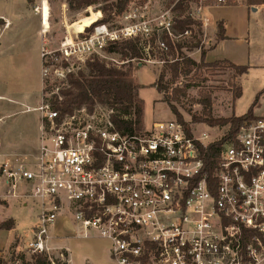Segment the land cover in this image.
Returning a JSON list of instances; mask_svg holds the SVG:
<instances>
[{"label": "built area", "instance_id": "1", "mask_svg": "<svg viewBox=\"0 0 264 264\" xmlns=\"http://www.w3.org/2000/svg\"><path fill=\"white\" fill-rule=\"evenodd\" d=\"M189 4L197 5V13L203 6L264 11V0ZM169 13L161 17V26L172 37ZM86 29L56 52L41 49L43 86L54 79L65 82L94 57L120 66L105 48L141 32L137 25ZM157 45L166 51L163 43ZM62 101L58 89L43 88L41 103L33 109L40 117L35 155H0V185L6 194L18 198L17 192L24 191L38 207L27 243L31 254L46 256L51 231L59 220H68L84 238L95 234L108 241L114 264H243L240 237L249 222L246 214H259L264 203V105L220 146L213 195L203 174L201 149L215 143L207 134L197 137L175 118L148 125L143 120L140 128L123 133L112 121L113 109L95 103L62 113L54 108ZM258 238L253 235L250 241L259 243ZM251 251L246 253L254 255Z\"/></svg>", "mask_w": 264, "mask_h": 264}, {"label": "rangeland", "instance_id": "2", "mask_svg": "<svg viewBox=\"0 0 264 264\" xmlns=\"http://www.w3.org/2000/svg\"><path fill=\"white\" fill-rule=\"evenodd\" d=\"M17 1V0H15ZM34 2V0H28ZM39 2L46 1L49 5L56 3V10L54 13L50 10L48 28L46 35L50 40L46 44V48L49 51H58L61 44L66 39L74 36L76 33L81 32L85 27L90 26L95 19H101L107 15L113 13L111 5L115 0H107L94 5L77 7V3L80 0H38ZM176 0H132L131 4L127 7L124 14L120 17H114L110 22L105 24L108 30L115 31L125 29L134 25L140 27L141 32L139 33L142 40L148 41L152 37L160 39L163 32L161 26L162 16L170 11L172 19H178L181 16L192 15L197 10V5L184 6L181 8H174L173 5ZM3 1L0 0V4ZM204 7V6H203ZM137 9V11H133ZM135 12V17H133ZM264 11L258 12L261 16ZM94 14V18L89 17ZM46 15V9H45ZM144 25L148 28V34H145ZM147 35V36H146ZM148 49H146L147 51ZM154 50V49H153ZM152 50V51H153ZM157 51L154 50L151 57H145L142 62H132L131 71L132 75L136 71L135 79L137 84L141 86L138 92V97L143 101V120L145 124H149L152 121H170L175 118L170 111L168 104L163 100L164 97L170 98L174 94L175 90L181 91V95H178V101L172 102L176 107L180 115L182 116L183 122L187 127L191 128L194 134L199 137L202 134H207L210 140H220L225 132L228 130L227 127H213L210 128L204 123H195L193 118H203V101L205 97H210L211 102V115L214 119L217 118H228L231 115L233 95L237 92L239 86H237L236 75L234 71L223 68V69H192L188 74L179 72V75L175 78L174 72L170 68L171 64L175 61L177 55L167 54L162 61L158 59ZM184 55L190 57L193 52L182 51ZM107 54V53H106ZM109 59H114L121 63L120 57L107 54ZM110 66H115L110 60H103ZM142 64V65H139ZM121 67V66H115ZM84 74H88L87 69L83 67L81 70ZM159 75L163 76V80L160 83L164 87L161 94L158 93L154 85L157 83ZM254 75L250 74L243 79L241 86L243 89L242 97L239 99V104L235 106L234 114L239 116L246 111V108L252 103L254 95L252 89L254 88ZM66 81L51 80L43 86L44 89H51L56 91L61 90L65 87ZM183 91V92H182ZM264 105V94L260 95L256 104L253 108V113L260 114V111ZM26 117H31L32 120L38 117L37 112L27 114ZM18 119H8L5 121L2 131L13 134L15 131V123H17L22 116H18ZM176 119V118H175ZM142 120V121H143ZM0 128V133L2 132ZM13 137V135H11ZM34 135L31 137L32 145L26 147L23 151L25 154L34 152L36 147L33 145ZM18 198L9 200V208L6 209L0 205V221L5 219H14V229L10 231L0 230V252L3 251L0 264H34L32 255L27 250V243L31 236V229L36 223V216L38 213V207L31 200H27L24 197L23 192H17ZM11 198V197H9ZM0 202H2L0 200ZM261 211L259 214H246L247 222L244 230L252 231L254 235H260L261 238L259 243L253 242L251 239L247 251L252 250L251 253L247 254L250 259V264H264V203L259 207ZM247 213L249 211L247 210ZM60 221V220H59ZM214 225L217 226L216 220ZM229 222L231 220H228ZM177 219L173 218L172 223H176ZM60 223V227L58 226ZM56 223L57 231L50 233L51 241L59 242V244H67L70 248L73 264H83L86 256V248H95L98 252V264H114L113 261L109 262L106 257V251L110 246V243L106 240H102L95 234H91L88 238L83 239L79 228L72 224L70 221L62 220ZM16 233V234H15ZM53 233V234H52ZM14 236V237H13ZM98 237V238H95ZM13 239V244L8 246ZM50 251L46 255L52 264H68L69 256L68 253L60 247L49 246ZM256 248V249H255ZM257 250V252H256Z\"/></svg>", "mask_w": 264, "mask_h": 264}, {"label": "crops", "instance_id": "3", "mask_svg": "<svg viewBox=\"0 0 264 264\" xmlns=\"http://www.w3.org/2000/svg\"><path fill=\"white\" fill-rule=\"evenodd\" d=\"M2 1L0 4V19L3 20L4 26L0 28L1 131L5 128L3 124L6 120L18 119L19 115L22 118L15 123L16 129L13 134L6 131L0 133V155L13 156L20 154L32 156L36 154L39 147L40 117L37 113L38 117L32 120L31 117H26V115L35 112L33 109L41 103L43 92L41 49L50 40L46 35V30H49V12L51 10L56 13L58 10L55 11V1L51 5L46 1L39 2L38 0H34L33 3L28 0ZM191 16L201 24L200 42L206 50L204 62L210 64L228 61L235 66H248L247 74L237 77L236 82L241 91V98L243 94L242 80L250 74L254 75L252 94L255 98L256 94L264 89V14L261 16L257 11L254 13L247 7L239 5L226 7L204 6L201 7L198 13L194 12ZM98 20L96 19L93 23ZM220 22L224 24L225 40L217 42L216 27ZM192 52L190 58L198 63L200 61V50ZM135 74L136 71L133 73L134 79ZM240 98L232 100L231 115H234V117L244 115L252 104L246 108L244 113L235 116V106L239 104ZM33 135V145L36 147L35 153L25 154L23 151L26 147L32 145L31 137ZM9 197L11 196H8L5 189L0 185V200L2 201L0 205L6 209L9 208V200L13 198ZM58 224L60 227V223ZM14 225H16V222ZM55 231H57V226L52 232ZM95 238L98 237L95 236ZM83 239L86 238L83 237ZM11 244H13V239L8 246H11ZM49 246L63 248L69 256L68 264H73L72 254L67 244L61 245L52 239L49 241ZM85 250L86 256L83 258V264H98L99 256L95 248L87 247ZM109 250L110 246L106 251V257L111 262ZM2 253L3 251L0 252V258Z\"/></svg>", "mask_w": 264, "mask_h": 264}, {"label": "trees", "instance_id": "4", "mask_svg": "<svg viewBox=\"0 0 264 264\" xmlns=\"http://www.w3.org/2000/svg\"><path fill=\"white\" fill-rule=\"evenodd\" d=\"M105 1L107 0H80L77 3V7L80 8L82 6L94 5ZM131 2L132 0H115L111 5L113 13L111 15H107L106 17H102L93 23L90 28L86 29V32L91 31V29L95 26L107 24L114 17L122 16ZM190 2H194V0H176L173 7L176 9L181 8V5L189 7ZM89 18L93 19L94 14H92ZM3 26L4 22L0 19V28ZM200 28V22L193 19L192 16L188 14L186 16H181L178 19H172V37L163 31L159 40H157L156 37H152L148 43L142 40L139 35L114 44H109L105 48V52L107 54L120 57V62L123 63L120 65L121 67L110 66L108 63L98 59L97 57L86 61L85 68L87 69L88 74H84L83 71H78L76 74H68L66 76V83L68 87L59 90V95L63 97V101L60 105L53 103L54 108L64 113L70 112L75 107H80L82 105L90 107L95 103H98L114 110L115 116L112 121L118 131L130 133L132 132L134 126L136 129L140 128L143 120V101L139 99L138 91L141 86L138 85L133 78L130 64L132 62H142L145 60V57H151L154 50L157 51L156 53L158 54V59L160 61H162L167 54L177 55L175 61L170 66L174 72L175 78L179 75V72L188 74L192 69L205 68L213 70L226 68L234 71V73L239 76L247 74L249 69L248 66H235L228 61L206 64L204 62L206 50L203 46H201ZM185 31L189 33V36H181L179 38L178 36L182 35ZM224 31V24L222 22L218 23L216 27L217 42L225 40ZM157 41L164 44L166 51L159 49ZM146 49L148 50L146 51ZM183 50L187 52L200 50V61L197 63L187 55H184L182 52ZM162 80L163 76L159 75L156 81L157 83L154 85L159 94H161L164 89V87L160 85ZM262 94H264V89L256 94L252 104L244 115L239 117L232 116L229 118L217 119H214L211 115L210 97L207 96L202 103L203 118H193V122L204 123L210 128H222L228 126V130L220 140L216 141L204 150L201 149L205 166L203 174L206 176V181L208 182L213 195V189L216 187V179L213 177V173L218 164V152L220 146L226 140L234 139L239 129L246 122L256 118L253 113V108L259 96ZM178 95H181V91L175 90L174 94H172L170 98L164 97L163 100L168 104L170 111L176 120L187 126L183 122L182 116L176 107L172 104V102L178 101ZM240 96L241 91L238 89L233 95V98L236 100L240 98ZM224 224H228V222L225 221ZM13 228L14 221L11 218L0 222V230L10 231ZM253 235L254 233L252 231L244 229L241 230L240 242L243 264L250 262V259L247 257L246 248ZM259 238H261L260 235ZM32 259L34 260V264H52L45 255L33 254Z\"/></svg>", "mask_w": 264, "mask_h": 264}, {"label": "water", "instance_id": "5", "mask_svg": "<svg viewBox=\"0 0 264 264\" xmlns=\"http://www.w3.org/2000/svg\"><path fill=\"white\" fill-rule=\"evenodd\" d=\"M256 11H257V10H256V9H254V8H253V9H251V12H254V13H255Z\"/></svg>", "mask_w": 264, "mask_h": 264}]
</instances>
